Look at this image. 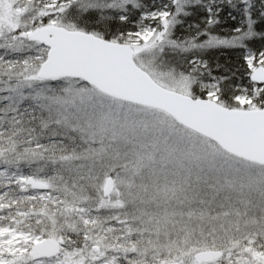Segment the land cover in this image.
Listing matches in <instances>:
<instances>
[{"label":"snow or ice","instance_id":"1","mask_svg":"<svg viewBox=\"0 0 264 264\" xmlns=\"http://www.w3.org/2000/svg\"><path fill=\"white\" fill-rule=\"evenodd\" d=\"M0 264H264V0H0Z\"/></svg>","mask_w":264,"mask_h":264}]
</instances>
